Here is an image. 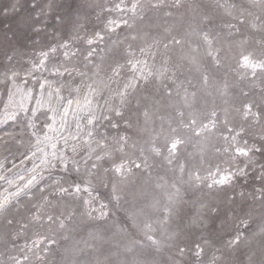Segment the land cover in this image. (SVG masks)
<instances>
[{
  "label": "rangeland",
  "instance_id": "obj_1",
  "mask_svg": "<svg viewBox=\"0 0 264 264\" xmlns=\"http://www.w3.org/2000/svg\"><path fill=\"white\" fill-rule=\"evenodd\" d=\"M32 2L0 0V63L9 54L18 66L34 63L40 58L41 51L49 45L64 43L66 37L74 55L66 57L65 49H60L45 65H37L34 69L36 79L51 83L52 95L41 93L39 84L21 72V76L27 80V87L23 80L17 81L15 88L9 85L15 92L11 111L5 110L8 98L0 79V163H4L7 157L11 172H19L25 180L35 167L37 181H66V188L81 181H84L81 187H87L91 180L96 188L91 193L96 201L92 208L98 209L103 204L108 215L100 220L78 218L70 231L56 235L46 222L29 224L30 216L13 209L9 215L17 223L8 225L0 220V264H13L9 257H17L23 264V256L29 258L27 264H76L80 257L81 240L94 229L107 234L112 246L109 251L123 255L124 245L144 242L143 233L136 228L129 215L133 205L143 208L145 214L152 211L150 200L134 199L133 194L151 192L153 182L160 177L181 188L184 203L178 224L171 229L175 238L170 240L167 234L161 236L163 244L160 251H153L147 246L137 247L139 264H193L190 251L198 244L205 249L200 264H207L213 254L221 256L216 264H264V235L258 231L264 226V200L259 196L264 179H258L264 177V72L257 71L253 76V69L240 59L247 54L253 60H264V3L257 0H140L141 7L137 13H122L114 9L120 0H34L35 8L31 7ZM125 4L130 7L131 0H125ZM157 4L158 7L154 6ZM13 6L15 11L3 12V9ZM112 8L113 11H107ZM121 17L128 20L129 27L120 22ZM108 20H116L117 24L106 28ZM97 33L100 38H97ZM203 33H207L212 40L211 46L201 38ZM141 37L149 43L157 42L151 50L153 55L139 56L147 61V70L157 72L167 67L185 82L190 105L185 108V114L191 113L198 122L208 124L211 114L216 113V125L210 126L207 133L199 137L182 133L184 143L179 158L182 163L187 162L190 168L199 169V174L205 178L209 170L215 171L218 167L237 173L233 183L225 190L208 193L207 188L189 183L187 176H184L181 185L179 173L174 175L170 166L159 159H149L151 176L134 174L121 185L120 200L110 203L111 183L114 182L111 176L103 171L99 174L93 171L92 176L87 175L82 164L65 169L49 155L53 151V144L59 149L57 159L63 153L70 165L73 160H80L86 154L85 147L76 145L79 139L77 123H84L90 108L100 115L102 106L113 98L115 91L122 89L123 84L132 79L130 68L121 70L119 77L113 76L112 69L117 64H125L124 56L129 45L144 46ZM174 39H179L181 43L173 44L171 41ZM165 44L168 46L164 47ZM89 52L93 53L91 57ZM216 59L219 66L215 63ZM57 71L59 74H56ZM205 73L208 76L206 84L201 79ZM169 83L163 79L156 80L140 93L147 98L145 103L149 105L154 101L159 102L155 126L161 132V141L167 135V120L173 116L174 108L183 105L175 94L165 96L164 88ZM88 85L92 86L91 89ZM27 88L33 89L30 95ZM55 89H60V98L68 97L74 103L66 120L57 116L53 130L44 127L42 132L41 127L46 122L51 123V120L46 121L41 113L47 112L51 116L50 109L62 102L55 95ZM77 102L81 107L76 106ZM63 103L66 106V101ZM20 105L23 110L18 107ZM246 106H251L248 115H245ZM135 107L134 100L132 112L127 114L131 127L124 121L113 119L116 128L101 121L98 130L106 133L110 140L118 136L130 137L129 145L135 142L142 146L147 137L140 130L142 124L138 126L136 123ZM34 108L38 109L35 116H39V119L32 116L35 127L28 126L25 131L24 122L31 116L27 110ZM59 111L63 112L64 108ZM13 114L18 115L19 119L9 120ZM161 118L164 119L163 126ZM45 133L51 143L44 139ZM233 136L235 139H232ZM37 139L43 141L38 145L40 151L35 147ZM65 139L68 140L67 144ZM30 146L31 152H28ZM74 146L76 151H73ZM237 146L247 147L249 155H236L234 149ZM26 152L28 158H24ZM31 153H36L35 157ZM129 155L134 158L133 152H129ZM43 159L52 160L51 165L42 164ZM102 166L108 169L111 162H102ZM242 169L244 174L240 175ZM3 174L0 170V175ZM207 183L211 184V179ZM4 187L7 185L0 187V194H3ZM80 195L88 198L85 193ZM202 201L207 202L209 208L200 213V222L193 225L190 218L195 216ZM54 204L59 211H63L66 204L75 206L71 200ZM95 215L98 217L99 212ZM242 219H249L250 226L241 242L230 248L227 242L238 228L242 230ZM24 224L28 227H22ZM41 236H53L58 243L42 245L51 250L48 253L34 254L36 250L32 242ZM178 246L190 249L189 253L180 257ZM37 255H43L45 259L38 260ZM80 264H87V261L81 259Z\"/></svg>",
  "mask_w": 264,
  "mask_h": 264
},
{
  "label": "snow or ice",
  "instance_id": "obj_2",
  "mask_svg": "<svg viewBox=\"0 0 264 264\" xmlns=\"http://www.w3.org/2000/svg\"><path fill=\"white\" fill-rule=\"evenodd\" d=\"M257 2L264 3V0H257ZM154 6L158 7L159 5L157 4ZM31 7H36L34 0ZM140 7V0H131L130 7L125 4V0H120L119 3L114 5V9L122 13H137ZM10 10L15 11L16 9L13 6L12 8L3 9V12L7 14ZM107 11L111 12L113 8ZM57 19H59V17H57ZM120 22L125 27H129L128 20L123 19V17H121ZM116 24V20H108L105 27L107 28ZM76 34L78 35V31H76ZM96 35L97 38H100L98 33ZM201 38L206 44L211 46L212 40L207 33H203ZM141 39L144 40V46L129 45L128 51L124 56L125 64H117L116 67L112 69L113 76L119 77L121 70L130 68L132 79L126 81L122 89H117L115 91L113 98L102 106L103 112L100 115H97L96 112L90 108L87 116L84 118V123H77L76 129L79 139L76 140V145L85 147L86 154L83 155L80 160H73L70 165L63 153H61L57 159V152H59V149L53 144L51 145L53 151L49 155L52 160H56L57 163L63 165L65 169L82 164L87 175L92 176L93 171H95L96 174L103 171L106 175L111 176L114 182L111 183L112 193L109 197L110 203L112 200H116L117 202L120 200L121 185L126 183L134 174H148L151 176L150 170L152 165L148 163L149 159H159L167 166H170V170L174 175L179 173L181 185H183L184 176H187L189 183L200 188H207L208 193L225 190L228 185L233 183L234 178L237 177V173L218 167L215 171L209 170L208 177L205 178L199 174V169L196 167L190 168L187 162L182 163L179 158L180 148L184 143L182 133L188 132L195 137L207 133L210 126L215 127L216 125V113L213 112L211 114L212 118L209 119L208 124L198 122L191 113L186 115L185 108L190 107V105L188 103V89L185 87V82L179 80L175 72L167 67H163L157 72L148 71L147 61L140 59L139 56L153 55L151 50L157 42L153 41L149 43L144 37H141ZM171 42L173 44L181 43L179 39H174ZM88 43L91 44L92 41L89 40ZM167 46V44L164 45V47ZM70 47V41L68 37H66L64 43L49 45L46 47V50L41 51L39 53L40 58L34 63L19 66L14 62V57L11 54L6 56L5 61L0 63V79L3 81L5 95L8 98L5 110L11 111V105L14 103L15 96L13 88L17 87L16 82L23 80L25 87H27V80L21 76V72L30 76L36 84H39L41 93L48 92L49 95H52L51 83L48 81L41 82L36 79L34 69L37 65H45L51 57L59 53L60 49H65L64 55L66 57L74 55V53L70 51ZM88 55L91 57L93 53L89 52ZM240 59L244 65L250 66L253 69V76L256 75L257 71L264 72V60H253L247 54L242 55ZM165 63L167 62L165 61ZM215 63L219 66L218 59L215 60ZM56 74H59V72L57 71ZM81 76L83 78L84 74L82 73ZM159 79L170 81L164 88L165 96L172 97L175 94L183 101V105L174 108L173 116L168 118V131L163 141H161V132L155 126L156 110L159 102L154 101L149 105V103H145L147 98L140 95L148 85ZM201 79L202 82L206 84L208 81L207 74L205 73ZM9 85H12L13 88H9ZM87 87L91 89L92 86L88 85ZM182 89L183 95H181ZM32 91V88H27V94L30 95ZM54 91L57 98L62 102L58 103L57 107L50 109L52 112L51 116H49L47 112L41 113V115L45 116L46 121L51 120V123L46 122L45 125L41 127L40 130L42 132L44 127L53 130V125L57 121V116H61L66 120L68 111L72 108L74 103L73 100L68 99V97L60 98V89H55ZM77 91H79V89H77ZM134 100L136 101L134 113L136 116V123L138 126L142 124L140 130L147 137L142 146L137 145L135 142L129 145L128 141L130 137L118 136L110 140L106 133H101L98 130L97 126L100 125L101 121H106L109 126L116 128L117 124L113 123V119L124 121L128 127H131L132 125L129 123L127 114L132 112ZM63 101H66V106ZM76 106L78 108L81 107L78 102ZM18 107L23 110L22 105ZM60 108H64V111L60 112ZM246 108L245 115H248L251 106H246ZM27 111L31 113V116L24 122L25 131H27L28 126L35 127L32 116H35L38 109L34 108ZM104 112L107 114H103ZM18 119L19 116L16 114L9 116V120L11 121H16ZM35 119L38 120L39 116H35ZM61 122H63V120ZM161 122V126H163V118H161ZM32 135L35 136L36 133H32ZM44 139L51 143V139L47 136V133L44 134ZM72 139L75 140L76 137H72ZM232 139H235V137L233 136ZM29 140H31V137H29ZM42 142L43 141L37 139L35 145L37 151H40L38 145ZM64 142L67 144L68 140L65 139ZM73 151H76L75 146L73 147ZM249 151L247 147L240 146L234 149L235 154L240 157L248 156ZM28 152H31V146ZM28 152L23 154L24 158H28ZM129 152L134 153V158L133 155H129ZM31 155L35 157L36 153H31ZM52 160L43 159L41 163L51 165ZM102 162H111V167L104 169ZM21 163H23V160H21ZM12 167H15V165ZM0 170L5 173L0 175V187L7 185V187H4L3 194H0V220H3V222L8 225L18 222L14 221L13 217L9 215V212L13 211V209H15L16 212L23 211L27 216H30L28 221L29 224L32 222H46L53 228L56 235L70 231L71 226L74 225L78 218L100 220L108 215V213L104 211L106 206L103 204H101L98 209L92 208V205L96 201L91 196V193L95 192L96 188L91 180L88 181L87 187H81L84 183V181H81L80 183L74 184V186L66 188L64 187L66 181H52L51 183H46L43 180L37 181L38 173L35 167L31 170L32 174L25 180L20 176L19 172H11L7 165V157L4 163H0ZM75 170L78 171L79 169L76 168ZM243 174L244 170L242 169L240 170V175ZM208 179H211V184L207 183ZM258 179H264V177H258ZM17 181L19 182L17 183ZM41 184L44 186L41 187ZM13 187L14 190H12ZM80 193L87 194L88 198L84 199ZM133 196L134 199L137 200L151 201L149 207L152 211L150 213L145 214L144 209L137 208L135 204L129 213L133 224L143 233L144 242L139 243L135 241L130 245H124L123 255L117 251L113 253V251L108 250L112 248V246L111 242L107 240V234L98 229H94L87 234L86 238L81 240L80 257L77 258L76 264H80L81 259L86 260L87 264H139L140 258L136 253L137 247L147 246L153 251H160L163 244L161 236L167 234L168 239L171 240L175 238V233H173L171 229L174 225L176 226L178 224L181 215V206L184 203L181 188L177 187L175 183H169L167 180L160 177L153 182L151 192L142 191L134 193ZM259 196L261 200H264V185H261L259 188ZM64 200H71L75 206L73 207L66 204L64 205V210L59 211V208L56 207L54 202L59 203ZM206 208H209V204L202 201L199 204V209L195 213V216L190 218V223L193 225L199 223L201 219L200 213ZM212 211L216 212L218 209H212ZM96 212H99L98 217L95 215ZM9 217H11V219ZM240 224L243 226L242 230L238 228L232 238L227 242L230 248L236 247L244 238V233L250 226V220L242 219ZM22 227L27 228L28 225L24 224ZM118 231L122 232L123 229H119ZM258 231L259 234L264 235V226H261ZM57 243L58 241L53 236H41L39 239L32 242V246L36 250L34 254L48 253L51 250L46 246L42 247V245H56ZM22 253L23 250H21V254ZM177 253L180 257H183L185 253H189V249L186 250L178 246ZM190 255L193 258V264H200V261L204 258L205 249L198 244L194 250H191ZM9 259L13 264H21V260L17 257H9ZM28 259L27 256H23V264H27ZM37 259L43 261L45 257L43 255H37ZM219 259H221L220 255L217 256L213 254L209 257L207 264H216ZM248 259H250V257Z\"/></svg>",
  "mask_w": 264,
  "mask_h": 264
},
{
  "label": "bare ground",
  "instance_id": "obj_3",
  "mask_svg": "<svg viewBox=\"0 0 264 264\" xmlns=\"http://www.w3.org/2000/svg\"><path fill=\"white\" fill-rule=\"evenodd\" d=\"M191 238H192V235H191ZM192 240V239H191ZM191 247V246H190ZM192 248V247H191ZM176 250V249H175ZM190 250V249H189ZM191 252V251H190ZM179 255V254H178ZM188 255V254H187ZM189 258V257H188ZM191 259V258H190ZM192 260V259H191ZM188 261V260H187Z\"/></svg>",
  "mask_w": 264,
  "mask_h": 264
}]
</instances>
